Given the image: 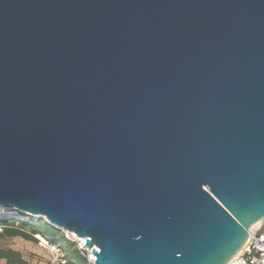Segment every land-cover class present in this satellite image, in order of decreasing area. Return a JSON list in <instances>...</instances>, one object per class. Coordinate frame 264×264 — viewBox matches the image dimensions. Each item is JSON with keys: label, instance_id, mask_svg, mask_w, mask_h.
<instances>
[{"label": "water", "instance_id": "obj_1", "mask_svg": "<svg viewBox=\"0 0 264 264\" xmlns=\"http://www.w3.org/2000/svg\"><path fill=\"white\" fill-rule=\"evenodd\" d=\"M0 209L94 264H228L264 221V0H0Z\"/></svg>", "mask_w": 264, "mask_h": 264}, {"label": "trees", "instance_id": "obj_2", "mask_svg": "<svg viewBox=\"0 0 264 264\" xmlns=\"http://www.w3.org/2000/svg\"><path fill=\"white\" fill-rule=\"evenodd\" d=\"M36 236L61 248L65 264H89L87 257L77 243L66 238L64 233L48 224L44 219L34 217L14 209L0 210V238L21 237L27 241L38 242ZM0 264H29L22 254L13 249L0 248Z\"/></svg>", "mask_w": 264, "mask_h": 264}, {"label": "built area", "instance_id": "obj_3", "mask_svg": "<svg viewBox=\"0 0 264 264\" xmlns=\"http://www.w3.org/2000/svg\"><path fill=\"white\" fill-rule=\"evenodd\" d=\"M67 239L77 243L78 249L84 254L90 253L86 249L84 239L77 238L74 234L63 232ZM250 240L243 251L228 264H264V221L250 232ZM41 245L50 252L52 264H65L64 253L60 247L48 243L44 238L36 236ZM94 262V261H93Z\"/></svg>", "mask_w": 264, "mask_h": 264}, {"label": "rangeland", "instance_id": "obj_4", "mask_svg": "<svg viewBox=\"0 0 264 264\" xmlns=\"http://www.w3.org/2000/svg\"><path fill=\"white\" fill-rule=\"evenodd\" d=\"M7 210V209H0ZM46 221V220H45ZM0 248L13 249L22 254L29 264H52L50 252L40 242L27 241L21 237L0 238ZM84 253V252H83ZM89 264H94L91 253L85 252Z\"/></svg>", "mask_w": 264, "mask_h": 264}, {"label": "bare ground", "instance_id": "obj_5", "mask_svg": "<svg viewBox=\"0 0 264 264\" xmlns=\"http://www.w3.org/2000/svg\"><path fill=\"white\" fill-rule=\"evenodd\" d=\"M261 223V222H260ZM260 223L256 224L252 229L258 227L260 225ZM91 259L94 261V256L91 254Z\"/></svg>", "mask_w": 264, "mask_h": 264}]
</instances>
